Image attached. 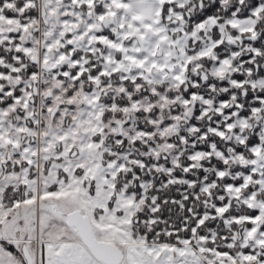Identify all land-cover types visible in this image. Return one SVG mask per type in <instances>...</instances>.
Wrapping results in <instances>:
<instances>
[{
    "label": "snow or ice",
    "instance_id": "snow-or-ice-1",
    "mask_svg": "<svg viewBox=\"0 0 264 264\" xmlns=\"http://www.w3.org/2000/svg\"><path fill=\"white\" fill-rule=\"evenodd\" d=\"M0 264H264V0H0Z\"/></svg>",
    "mask_w": 264,
    "mask_h": 264
}]
</instances>
